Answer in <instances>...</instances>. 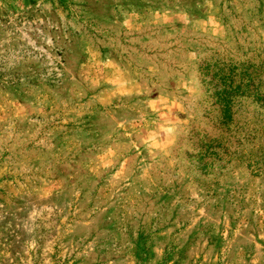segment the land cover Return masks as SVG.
Listing matches in <instances>:
<instances>
[{
  "label": "rangeland",
  "instance_id": "rangeland-1",
  "mask_svg": "<svg viewBox=\"0 0 264 264\" xmlns=\"http://www.w3.org/2000/svg\"><path fill=\"white\" fill-rule=\"evenodd\" d=\"M0 264H264V0H0Z\"/></svg>",
  "mask_w": 264,
  "mask_h": 264
}]
</instances>
